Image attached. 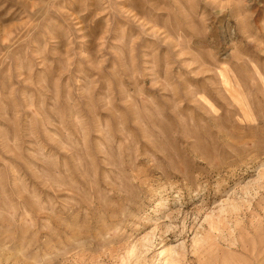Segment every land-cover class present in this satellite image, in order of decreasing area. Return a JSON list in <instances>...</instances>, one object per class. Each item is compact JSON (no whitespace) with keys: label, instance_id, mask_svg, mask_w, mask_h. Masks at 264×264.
<instances>
[{"label":"rangeland","instance_id":"1","mask_svg":"<svg viewBox=\"0 0 264 264\" xmlns=\"http://www.w3.org/2000/svg\"><path fill=\"white\" fill-rule=\"evenodd\" d=\"M0 264H264V0H0Z\"/></svg>","mask_w":264,"mask_h":264}]
</instances>
